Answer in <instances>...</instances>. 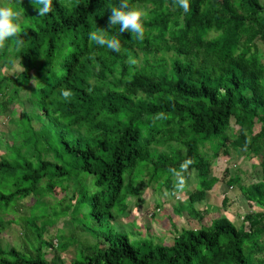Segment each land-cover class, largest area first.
Returning <instances> with one entry per match:
<instances>
[{
  "label": "trees",
  "instance_id": "16d2710c",
  "mask_svg": "<svg viewBox=\"0 0 264 264\" xmlns=\"http://www.w3.org/2000/svg\"><path fill=\"white\" fill-rule=\"evenodd\" d=\"M5 3L22 12L25 46L0 48V70L22 68L0 72V118L10 130L0 139V264H264V1L190 0L185 13L178 0H128L145 13L146 35L122 33L120 53L88 38L109 28L120 0H53L44 17L36 0ZM223 148L260 160L258 182H228L262 209L240 227L225 216L199 229L172 225L166 244L149 229L143 236L114 225L149 187L188 195L173 212L202 221L196 205L220 182L210 168ZM26 199L31 224L19 214ZM61 220L96 239H75L71 263L42 252L73 245L45 240ZM22 222L36 242L4 246V233Z\"/></svg>",
  "mask_w": 264,
  "mask_h": 264
},
{
  "label": "rangeland",
  "instance_id": "374dc122",
  "mask_svg": "<svg viewBox=\"0 0 264 264\" xmlns=\"http://www.w3.org/2000/svg\"><path fill=\"white\" fill-rule=\"evenodd\" d=\"M8 0H0V6H6ZM264 1V0H263ZM2 74H6L11 77L13 74H19L21 67L17 64L12 69L3 68L0 70ZM35 73H33V77ZM18 108V106L16 107ZM10 117V116H9ZM6 118H0V139H2L1 133L4 130L10 132L9 126H6ZM234 128L233 132H230L232 136L239 134V128L232 124ZM260 126H257V131ZM4 141H9V138L4 136ZM5 148L0 146V160L4 155ZM260 160L257 157H250L247 154L237 152L234 149L229 151V154L225 152V148L219 152V157L213 162L210 168L211 174L213 173L220 179V182L214 187V189L208 194L207 200L203 203L197 204L196 208L203 215L202 221L198 219H191L189 215L184 212L181 216H177L173 212V208L178 203H183L187 196L170 197L165 190L163 193H159L157 189L152 187L146 188L143 195H141V202L132 201L129 212L126 216L121 217L114 222L115 226L119 228H125L127 231L138 230L139 235L142 233L145 236L146 229L150 230V233L157 240L161 239L164 243L172 241L176 235V230L172 225H175L177 230L183 228L199 229L202 224L210 225L214 218L225 216L228 217L236 226L240 227L248 214H255L262 211L257 205H253L244 199L241 194L239 186L231 188L228 184L230 178L235 175L241 178V183L244 186L256 183L261 179V167ZM147 181V178H146ZM188 181L191 185L190 190L197 183V173L190 172ZM193 185V186H192ZM61 196L65 194L59 190ZM33 200L34 197H32ZM32 199H26L19 205L22 206L19 214L25 215L27 213L28 224L32 223V213L30 207L33 204ZM225 199L229 202L224 205ZM161 202V204L159 203ZM158 203L160 205H158ZM159 208H158V207ZM158 208V209H157ZM14 214L11 217H7L6 220H13ZM13 218V219H12ZM38 226L40 224L38 223ZM76 226V225H75ZM27 226L25 223H19V225H13L12 228L4 233L2 242L4 246L18 247L21 250L29 247L31 243L36 242V237L30 232L33 241L28 237ZM72 224L69 220H61L58 224L48 227V232L45 234V240L53 241L55 245H58L57 239H64L66 242H73V245L64 252H59L45 247L43 253L49 260L56 259L59 256L64 263H71L77 259L78 251L81 249L75 239L79 242L94 243L96 239L90 236V234L78 233L75 229L71 228ZM102 240V239H101ZM80 256L79 258H81Z\"/></svg>",
  "mask_w": 264,
  "mask_h": 264
},
{
  "label": "clouds",
  "instance_id": "9594fccd",
  "mask_svg": "<svg viewBox=\"0 0 264 264\" xmlns=\"http://www.w3.org/2000/svg\"><path fill=\"white\" fill-rule=\"evenodd\" d=\"M36 3L38 4L36 9L40 17L48 14L53 6V0H36ZM178 4L185 13L190 11V0H178ZM110 11L109 28L97 27L96 30L90 31L88 34L89 41L95 42L97 45L112 52L120 53L123 47L120 35L125 31L131 32L133 39L143 40L145 38L146 17L142 10L131 7L128 0H120L118 6L110 7ZM113 26H118V31L110 33L109 29L113 28ZM22 27V12L14 3L0 6V48H4L6 42H10L7 43L10 50L19 51L23 48L25 41L20 35ZM60 95L64 100H70L72 91L70 89H61Z\"/></svg>",
  "mask_w": 264,
  "mask_h": 264
}]
</instances>
